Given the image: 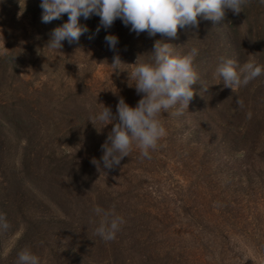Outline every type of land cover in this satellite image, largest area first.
<instances>
[{
    "label": "rangeland",
    "instance_id": "obj_1",
    "mask_svg": "<svg viewBox=\"0 0 264 264\" xmlns=\"http://www.w3.org/2000/svg\"><path fill=\"white\" fill-rule=\"evenodd\" d=\"M40 4L41 0H0V60L4 62H0V100L5 105L4 110L10 114L8 119L2 118L0 114V205L5 204L4 208L0 206V214L9 224L7 229L0 228V264H16L18 253L27 249L18 246L27 221L49 222L50 219H59L57 217L65 218L67 228L59 226L60 232L66 230L67 234L71 233L68 236L76 233L86 242L84 234L87 226L99 224L103 219L94 213L92 205L95 208L109 206V213L121 216L128 223L132 218L129 210H132L133 217L144 210L154 213L157 211L154 208L169 211L170 216H175L180 222L174 226L170 217L168 221L173 226L166 230V234L170 238L186 237L190 231H194V223L182 209L189 200L195 204L202 200L192 169L183 165L184 155L181 154L184 153H181L180 141L175 143L176 147L172 146L166 134L158 142L157 148L150 151L151 158L142 157L140 149L133 145L131 150L140 155L133 157V160L128 155L117 168L111 170L104 169L102 162L98 168L90 157L93 154L90 149L99 143L100 129L105 127L99 121L91 122L90 117L102 111L103 105L110 107L115 114L120 98L132 107L142 98L143 94H137L135 80L131 78L135 58L121 56L124 64L120 65L118 72L110 66L115 52L102 56V49L107 47L104 38L109 29L105 31L101 28L94 38L89 39L99 25L100 18L97 16L88 20L80 19V24L86 25L89 31L81 35L78 43L70 45L64 41L61 49H49L47 43L50 33L66 23L68 15L62 14L59 19L42 23ZM198 20V27L178 28L176 37L169 38L168 44L172 45L174 53L187 34L186 49L179 51V55L197 49V55L202 59L199 74L204 69L205 73L211 75L210 83L213 81L222 93L230 88L224 86L216 69L225 60L235 61L237 70L248 62L264 69V5L259 0H247L241 13L228 11L217 22L200 17ZM114 25L115 22L111 28ZM235 39L237 46L234 48ZM16 43L34 44L36 47L21 51L24 54L20 59L14 57L11 61L6 60L5 57ZM210 59L213 60L212 66H209ZM201 81L203 86L208 87L209 79ZM232 90L246 92L248 100L252 94H258L263 99V102L260 100L261 106L247 99H234L236 103H246V120H235L237 125L245 126L264 107V71L247 85ZM197 91L202 93V97L207 93L206 89ZM26 96L27 99L23 100ZM73 97L77 98L76 103ZM64 107L71 113L66 112ZM75 107L86 108V113L83 110H80L81 113L76 111ZM75 113L81 115L77 117ZM72 114L74 116H70ZM33 115L38 122L20 123ZM158 119L164 122V127L167 126L162 115ZM87 120L91 122L92 128L85 127V132L79 138L65 134L69 124L80 127L85 122L87 125ZM183 122H186L184 118ZM110 125L113 126L108 124L107 127ZM96 126L97 135L93 137ZM69 156L74 159L66 158ZM236 157L243 160L245 155ZM88 158L90 167H85ZM74 160L78 161L76 169L71 163ZM95 160L100 161L101 158ZM66 174L68 178H63ZM190 180L196 186L194 184L190 188ZM215 217L212 214L211 218L215 220ZM122 226L125 227V224ZM197 231H194L195 234H207ZM50 232L46 236L54 237L56 233L53 228ZM255 247L250 242V262L241 264H264V252L260 256ZM70 250V243L59 242L53 251L56 252L54 255L46 251L44 254L36 253V256L40 264L41 261L65 264L68 256L71 260L80 257V252L71 254L68 253ZM157 251L164 253L160 248ZM82 257L106 264L99 253ZM127 258L130 259V256L127 255Z\"/></svg>",
    "mask_w": 264,
    "mask_h": 264
},
{
    "label": "trees",
    "instance_id": "obj_2",
    "mask_svg": "<svg viewBox=\"0 0 264 264\" xmlns=\"http://www.w3.org/2000/svg\"><path fill=\"white\" fill-rule=\"evenodd\" d=\"M109 34L115 35L119 39L113 55L118 54L125 58L129 56L135 58L136 61L138 59V62L141 63L152 62L151 52L156 41L170 42L169 37L162 34L150 37L147 32H142L137 35L130 31V26L125 27L119 19L115 21L114 28L109 29L107 35ZM187 39L186 34L178 49L174 50V54L179 55V51L186 49ZM234 44L235 48L237 39ZM35 47L34 44L16 43L13 45L11 53L5 58L9 61L14 57L20 59L23 53L21 51H30ZM102 51L103 57L112 53L108 45ZM240 55L241 53L238 54V56ZM199 56L196 55L193 59L197 82L192 85L195 87H191L195 94L188 107L177 105L160 115L166 120L167 126L164 128H166V134L169 135L171 145L176 147L177 141H180V146L182 145L180 148L183 151L181 153H184L181 154V156L184 155L183 165L192 169L193 178L198 181V192L201 194L202 201L198 205L189 200L182 210L194 223V231L199 230L197 232L203 231L207 234H195L194 231H190L186 237L170 238V235L166 234V230L173 226V223L168 221L172 217L170 212L154 208L157 210L154 213L146 210L139 211L140 213H137L135 217H133L132 210H129V215L132 216L130 223L123 219L125 227L120 226L116 238L108 242L96 235L95 228L99 224L91 223L87 226L84 234V237L87 238L85 242L76 233L68 236L71 233L67 234L66 230L60 232L59 226L62 225V229H65V226L67 228L64 222L65 218L57 217L59 219H50L49 222L27 221L25 222L26 227H24L26 230L18 240V246L27 248L35 255L36 253L44 254L46 251L54 255L56 252L53 251L59 242L61 244L66 241L71 245V250L68 253L77 254L80 252V257L71 260L68 256L65 264H101L97 261L95 263L94 260L89 261L90 258L82 257H89L90 254L95 255L96 253L102 256L103 262L106 264H136V262L139 264H241L249 261L252 257L248 251L250 242L255 244V251L259 252L260 256L263 254L261 252H264V107L262 111L260 110L261 112L254 115L253 121L248 120L244 124L245 126L237 125L235 120H246L245 109L247 107L246 103L238 105L235 100H248V94L241 91L237 93L232 89L224 93L218 90L213 81L210 83V74L205 73L204 69H201V75L199 74V67L202 65V59H199ZM0 62L4 63L3 60ZM211 64L213 65V60L210 59L209 66H212ZM203 79H209L208 87L203 86L201 81ZM201 89L202 91L207 90L205 97H202V93L197 91H201ZM73 98L76 103L77 98ZM22 99H27V96ZM260 100L263 102L258 94H252L248 101L258 102L261 106ZM0 102H2V104L0 103L1 117L8 119L10 114L4 110L3 101L0 100ZM75 108L76 111H86V108ZM63 109L71 113L69 109L65 107ZM80 113H75V115L78 117L81 115ZM183 118L186 122H183ZM31 121L36 123L38 119L33 115L23 119L20 123L29 124ZM91 122L87 120V125H89L87 126L85 122L84 126L80 127L69 124L65 129V134L79 138V135L85 132L83 130L85 127L92 128ZM160 122L164 124L162 120ZM178 122L179 125H177ZM104 126L99 132V143L94 144L93 149H90L93 153L90 155L92 160L102 157L101 146L106 142L113 128L111 125L109 128L108 125ZM96 132L97 126L93 137L97 135ZM184 133L185 135H183ZM183 137L184 139H182ZM135 152L130 150L131 159L140 155ZM239 154H244L245 158L242 160L236 157ZM66 158L74 159L70 156ZM71 163L75 168L78 161L74 160ZM87 163L84 166L89 165L88 167H90L89 158ZM81 176L83 175L81 174ZM66 177L67 174L63 178ZM191 180L190 188L194 184L196 186V183ZM130 197L133 196L130 195ZM102 205L104 204L102 203ZM0 206L4 208L5 204L1 203ZM101 208L106 212L111 211L109 206H101ZM92 209H95L94 205H92ZM212 214L217 216L215 220L211 218ZM100 216L104 218L103 215L98 217ZM172 219L174 226L180 222L175 216ZM51 228L56 234L54 237L53 235L47 237V234H51ZM81 246L83 249L77 248ZM159 248L164 253L157 251ZM36 250L38 252H35ZM127 255L130 256V259L127 258ZM41 264L49 263L41 261Z\"/></svg>",
    "mask_w": 264,
    "mask_h": 264
},
{
    "label": "clouds",
    "instance_id": "obj_3",
    "mask_svg": "<svg viewBox=\"0 0 264 264\" xmlns=\"http://www.w3.org/2000/svg\"><path fill=\"white\" fill-rule=\"evenodd\" d=\"M264 5V0H259ZM247 0H41V22L50 23L68 15V21L56 27L50 33L47 43L49 49H61L64 41L78 43L81 35L89 29L80 24V19L88 20L93 16L100 18L94 38L101 28L110 29L119 19L130 31L139 35L147 32L150 37L162 34L175 38L178 28L198 27V17L214 22L222 20L226 12H242ZM105 43L111 51L116 50L119 39L115 35H106ZM198 50L193 48L186 55L173 53L172 45L156 41L153 46L152 62L134 64L131 78L135 80L137 94H143L135 107L129 106L120 98L114 114L110 107L103 105L102 111L90 117V121H99L105 125L113 124L106 142L101 146L102 157L92 163L98 168L102 162L104 169L117 168L128 157L133 145L141 151V156L151 158L150 151L157 148L158 142L166 135V130L158 116L177 105L187 106L194 92L191 88L197 82V73L193 59ZM122 63L120 56L114 55L111 67L118 72ZM262 67L248 62L237 70L236 62L228 59L216 69V74L230 89L247 85L262 74ZM238 103H240L238 101ZM94 212L103 215L96 234L105 242L116 238L120 226L124 223L121 216L96 207ZM0 228L7 229L9 224L0 214ZM16 264H40L39 257L25 249L18 253Z\"/></svg>",
    "mask_w": 264,
    "mask_h": 264
}]
</instances>
